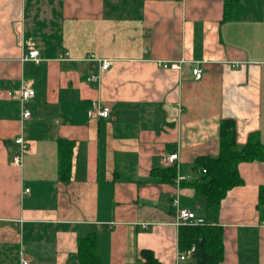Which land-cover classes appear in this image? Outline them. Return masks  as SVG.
<instances>
[{
  "label": "crops",
  "instance_id": "0c3cea01",
  "mask_svg": "<svg viewBox=\"0 0 264 264\" xmlns=\"http://www.w3.org/2000/svg\"><path fill=\"white\" fill-rule=\"evenodd\" d=\"M31 50L38 63L22 61ZM93 102L109 117L90 116ZM226 122L236 149L264 144V0H0V264H83L88 237L97 264H193L177 199L223 228L219 264H264V161L236 164L242 183L208 211L186 184L198 157L219 155Z\"/></svg>",
  "mask_w": 264,
  "mask_h": 264
},
{
  "label": "trees",
  "instance_id": "16d2710c",
  "mask_svg": "<svg viewBox=\"0 0 264 264\" xmlns=\"http://www.w3.org/2000/svg\"><path fill=\"white\" fill-rule=\"evenodd\" d=\"M222 143L217 157L201 156L194 163L200 176L189 183L199 196L205 210L221 203L228 191L240 185L242 179L235 165L242 162L264 161V144L248 142L240 150L236 149L235 131L231 122L221 127ZM72 145L64 140L59 143L60 175L68 177L71 171ZM164 181L172 182L176 168H166L158 172ZM263 190L261 195L263 197ZM223 228L213 224L183 225L179 229V247L188 251L193 245V264H219L224 258ZM80 259L83 264H97L94 239L80 240Z\"/></svg>",
  "mask_w": 264,
  "mask_h": 264
},
{
  "label": "built area",
  "instance_id": "2783aa9c",
  "mask_svg": "<svg viewBox=\"0 0 264 264\" xmlns=\"http://www.w3.org/2000/svg\"><path fill=\"white\" fill-rule=\"evenodd\" d=\"M67 55V54H66ZM90 58L94 59V55H91ZM32 60L38 63L40 61L39 58V51L38 50H31L27 54H24L22 57V61H28ZM100 61V69L101 70H107L111 64L112 60L108 59H98ZM164 67H167L168 64L164 63ZM193 75L196 79H200L202 77V69L200 67H196L193 69ZM100 80V74H93L88 78V81L92 82H99ZM35 95V91L33 88L24 87L20 91V99L22 102V112H21V118L27 119L31 115V111L27 108H25V102H27L29 99L33 98ZM89 114L92 117H100V118H108L110 115V108L108 106H103L99 102H93L91 105V108L89 110ZM15 143L19 146L16 156L14 157V162L17 165H21L23 162V157L27 149L26 142L22 137H18L15 139ZM178 158V154H171L164 158L165 162L173 163ZM178 180L183 179V177H177ZM28 191V189H26ZM173 205L177 208V223L176 224H188V225H201L205 224V221L203 218H198L196 216V213L188 210L187 208H183L179 200H174ZM195 250V245H193L187 252L182 253L180 258L185 259L189 254H192ZM21 264H30L27 259H22Z\"/></svg>",
  "mask_w": 264,
  "mask_h": 264
}]
</instances>
